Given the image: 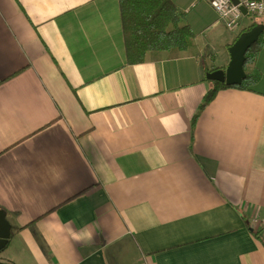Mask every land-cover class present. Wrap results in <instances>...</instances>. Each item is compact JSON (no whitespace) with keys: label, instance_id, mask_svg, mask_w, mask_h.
<instances>
[{"label":"crops","instance_id":"obj_1","mask_svg":"<svg viewBox=\"0 0 264 264\" xmlns=\"http://www.w3.org/2000/svg\"><path fill=\"white\" fill-rule=\"evenodd\" d=\"M170 1L191 49L128 64L118 0H0L1 263L264 264V29L254 85L191 133L206 75L264 25Z\"/></svg>","mask_w":264,"mask_h":264},{"label":"trees","instance_id":"obj_2","mask_svg":"<svg viewBox=\"0 0 264 264\" xmlns=\"http://www.w3.org/2000/svg\"><path fill=\"white\" fill-rule=\"evenodd\" d=\"M118 7L128 64L143 63L148 55L158 53H167L173 58H178L191 49L193 33L188 26L181 25L180 14L170 0H118ZM262 25H264L263 20ZM254 26H257V23L252 24L247 31ZM259 46V41H257L247 50L244 72ZM256 78L255 75L247 74L245 80L236 86L209 82L211 87L205 93L191 120V133L200 113L214 99L218 91L247 90L254 85ZM252 233L264 247V239L260 234L254 230Z\"/></svg>","mask_w":264,"mask_h":264},{"label":"water","instance_id":"obj_3","mask_svg":"<svg viewBox=\"0 0 264 264\" xmlns=\"http://www.w3.org/2000/svg\"><path fill=\"white\" fill-rule=\"evenodd\" d=\"M230 1L234 5L238 4V0ZM240 10L242 14L246 13L243 7H241ZM263 29V26L257 25L249 31L241 33L228 49L230 61L226 69L224 71L217 70L207 74L206 80L225 84L227 86L240 85L246 78L244 72L245 54L247 50L258 41ZM10 232L11 227L6 219V215L0 210V251L6 247L10 238ZM0 264L4 263L0 262Z\"/></svg>","mask_w":264,"mask_h":264},{"label":"built area","instance_id":"obj_4","mask_svg":"<svg viewBox=\"0 0 264 264\" xmlns=\"http://www.w3.org/2000/svg\"><path fill=\"white\" fill-rule=\"evenodd\" d=\"M208 5L216 14L217 20L229 32H235L243 17L240 10L243 7L246 13L264 21V0H238L234 5L230 0H207ZM256 219L253 220V223Z\"/></svg>","mask_w":264,"mask_h":264},{"label":"rangeland","instance_id":"obj_5","mask_svg":"<svg viewBox=\"0 0 264 264\" xmlns=\"http://www.w3.org/2000/svg\"><path fill=\"white\" fill-rule=\"evenodd\" d=\"M261 20V19H260ZM259 18H255L254 21L259 22L260 21Z\"/></svg>","mask_w":264,"mask_h":264}]
</instances>
